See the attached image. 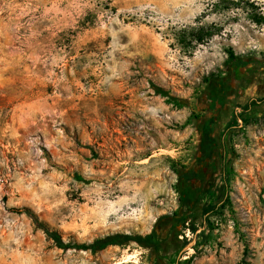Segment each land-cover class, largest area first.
Wrapping results in <instances>:
<instances>
[{
    "label": "rangeland",
    "instance_id": "obj_1",
    "mask_svg": "<svg viewBox=\"0 0 264 264\" xmlns=\"http://www.w3.org/2000/svg\"><path fill=\"white\" fill-rule=\"evenodd\" d=\"M256 60L264 0H0V264H264V88L235 90ZM191 169L200 204L160 260L59 248L16 211L70 244L146 235Z\"/></svg>",
    "mask_w": 264,
    "mask_h": 264
},
{
    "label": "trees",
    "instance_id": "obj_2",
    "mask_svg": "<svg viewBox=\"0 0 264 264\" xmlns=\"http://www.w3.org/2000/svg\"><path fill=\"white\" fill-rule=\"evenodd\" d=\"M155 89L157 94L167 96V93L164 90L160 88ZM222 91V88H220L219 86L218 88H215L213 93L209 96V100L213 101L214 103L222 102ZM200 134L201 142L199 146V152L201 154L200 161L203 162L206 159H212L216 149L215 140L212 136L213 127L209 121L203 124ZM77 178L83 180L81 176H77ZM198 179L199 173L195 169L185 171L180 175V183L178 184V188L181 194V206L179 210L174 212L173 215H164L160 217L153 231L146 235H129L124 233H116L107 235L100 239H96L90 244H70L64 242L62 235L59 232L51 230L45 223L40 221L31 209L24 207L22 209H16V211L25 213L28 217H30L35 226L38 229L43 230L50 238H52L59 248H76L79 250L97 253L111 246H124L130 242H135L140 247L151 251L152 261L160 260L165 249L164 245L167 243V238L164 237L165 232L168 229H170L171 231H175V241H178V237L180 235L179 227H182L186 224L188 220V214L192 212L194 208L196 209V207L200 204L199 201H195V194L193 189L195 182L198 181ZM218 209L219 206H217L216 204L203 206L202 213L206 218V222H208V216L216 213Z\"/></svg>",
    "mask_w": 264,
    "mask_h": 264
},
{
    "label": "flooded vegetation",
    "instance_id": "obj_3",
    "mask_svg": "<svg viewBox=\"0 0 264 264\" xmlns=\"http://www.w3.org/2000/svg\"><path fill=\"white\" fill-rule=\"evenodd\" d=\"M240 61L242 62V65L244 64V61H242L240 59ZM257 63V67H248V69L243 73V74H238V80H239V87H235L236 92L238 93H243L246 94L247 91H249V89H255V88H259V89H263L264 88V68H262V63L261 60H256ZM251 70H253V72H259L258 73V78L257 79H253L254 74L251 72ZM259 70V71H257ZM251 81V82H249ZM255 82L254 84H252V82ZM254 86V87H253ZM220 88H222V86H220ZM223 90V88H222ZM223 96L221 97L222 102L220 103H214L213 101H208L211 105H215V106H220V105H224L226 103V99H225V91L223 90ZM264 99V92H262V95H254L250 100H262ZM214 157V156H213ZM213 159V158H212ZM211 159V160H212Z\"/></svg>",
    "mask_w": 264,
    "mask_h": 264
}]
</instances>
